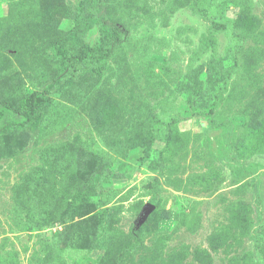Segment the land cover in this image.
<instances>
[{"label":"rangeland","instance_id":"obj_1","mask_svg":"<svg viewBox=\"0 0 264 264\" xmlns=\"http://www.w3.org/2000/svg\"><path fill=\"white\" fill-rule=\"evenodd\" d=\"M79 1L0 0V97L45 83L50 39ZM105 2L126 35L85 95L58 98L77 116L63 110L32 135L0 113V264H264V0ZM239 12L254 20L195 54L212 14ZM78 22L86 42L98 40L96 26ZM213 55L212 78L232 75L209 113ZM63 143L72 165L52 178L55 221L34 230L26 216L38 210L21 185Z\"/></svg>","mask_w":264,"mask_h":264},{"label":"trees","instance_id":"obj_2","mask_svg":"<svg viewBox=\"0 0 264 264\" xmlns=\"http://www.w3.org/2000/svg\"><path fill=\"white\" fill-rule=\"evenodd\" d=\"M176 1L182 5L186 2L189 3L190 0ZM84 6L91 7L94 14H85ZM217 6L222 7L223 4L219 2ZM68 11L67 28L58 29L50 39L52 50L50 59L54 66L53 70L48 73L45 83L28 92L24 90L23 82H21L12 92L5 93L0 97V113L12 112L20 120L18 124L21 130H27L32 135L38 133L42 123L52 120L54 115H58L63 110L67 115L77 116V108L64 105L58 98L61 96L71 99V101H78L79 95H85V90L91 88L93 82L103 75L116 47L126 35V29L106 15L105 0H80L78 5L70 6ZM198 11L207 12L205 9ZM213 12L216 15L217 12ZM83 19H87L88 25L96 26L98 29L99 37L93 44L86 42L78 33V21ZM225 19L222 21L212 14L210 26L199 40L198 48L195 51L196 55L200 56L209 50L214 51L217 44V32L225 30L229 24L236 27L248 26L254 20L252 16L242 12H239L235 19ZM233 36L236 35L233 34ZM207 71L209 87L213 93V100L209 105V113H212L225 99L224 94L227 91V83L231 78L232 71L231 69L224 70L221 75L222 84L214 80L212 77L217 75L214 55L209 61ZM195 91L197 92V88ZM188 93L191 94L192 90L189 89ZM262 131H264V115L261 116L257 132ZM171 133V130L168 129L167 137H170ZM68 147V143H63L60 146L47 149L43 164L29 173L26 184L21 185L23 196L20 194V198H23L22 202L28 204L31 209L38 210L33 216H31V212L30 215L27 214L26 217L29 221L34 219V222L32 221L34 225L29 228L38 230L55 221L56 216L49 208L52 201L59 202L61 197L56 198L57 190L52 178L63 175L72 165V161L67 158ZM152 202H156L155 196H153Z\"/></svg>","mask_w":264,"mask_h":264},{"label":"water","instance_id":"obj_3","mask_svg":"<svg viewBox=\"0 0 264 264\" xmlns=\"http://www.w3.org/2000/svg\"><path fill=\"white\" fill-rule=\"evenodd\" d=\"M153 208H154V204L153 203H147L143 207V212L148 213L151 210H153Z\"/></svg>","mask_w":264,"mask_h":264}]
</instances>
